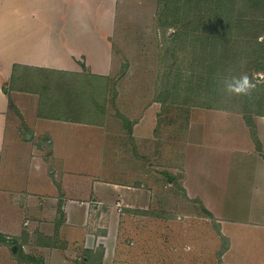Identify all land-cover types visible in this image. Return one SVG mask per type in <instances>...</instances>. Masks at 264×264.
Instances as JSON below:
<instances>
[{"label":"crops","instance_id":"0c3cea01","mask_svg":"<svg viewBox=\"0 0 264 264\" xmlns=\"http://www.w3.org/2000/svg\"><path fill=\"white\" fill-rule=\"evenodd\" d=\"M118 4L0 0V264H18L6 250L11 244L12 253L18 248L40 264H79L80 251L83 264H217V234L219 257L231 264L234 230L226 228L264 232V114L252 116L254 136L242 112L192 111L179 183L198 214L170 218L154 212V189L138 184L139 157L148 158L141 145L157 139L160 101L137 116L116 101L128 124L119 117L112 126L104 103L101 110L70 93L49 99L42 91L41 78L51 74L87 72L104 89L118 79L111 76ZM202 210L227 236H204Z\"/></svg>","mask_w":264,"mask_h":264},{"label":"rangeland","instance_id":"374dc122","mask_svg":"<svg viewBox=\"0 0 264 264\" xmlns=\"http://www.w3.org/2000/svg\"><path fill=\"white\" fill-rule=\"evenodd\" d=\"M260 6L251 0H119L112 54L115 70L111 74L118 79H111V86L106 83L104 89L87 72L71 77L51 74L41 78L42 91L49 99L70 93L69 99L72 96L75 102L99 104L101 110L104 103V114L112 126L122 116L116 101L121 110H135L136 116L147 103L160 101L157 139L152 146L142 144L140 149L148 158L139 157V187L154 189V203L159 205L154 212L159 216L198 214L197 202L185 199L179 183L184 130L192 111L218 100L216 106L250 118L264 114V5L258 9ZM239 17L255 24L239 29L235 22ZM245 80L247 84L237 91ZM97 116L91 115L94 120ZM172 174L178 177L175 182L170 181ZM141 197L145 202V195ZM104 218L117 224V217L111 219L108 212ZM209 220L202 210L204 236L207 230L212 240L217 230L227 236L222 224L215 228L216 223ZM226 229L234 230L231 264H261L264 232L237 226ZM221 241L217 234V264H226L225 257H219ZM13 245L6 250L18 264H40V259L29 262L21 258L18 248L12 253ZM101 254L103 249L97 247V257ZM79 255V264H83Z\"/></svg>","mask_w":264,"mask_h":264},{"label":"trees","instance_id":"16d2710c","mask_svg":"<svg viewBox=\"0 0 264 264\" xmlns=\"http://www.w3.org/2000/svg\"><path fill=\"white\" fill-rule=\"evenodd\" d=\"M251 2H252V4H253V2H254L255 5H257V4H261V6L264 5V0H251ZM261 6H260L258 9H260ZM231 18H234V17H231ZM235 22H237V23L239 24L238 27H239V29H241V28H244V27H248L249 24H253V23H254V20H249V21L247 22V21H245L244 19H242V17H239V18H237V19L235 20ZM254 24H255V23H254ZM257 57H259V56H257ZM257 59H258V58H257ZM218 101H219V100H218ZM218 101H217V102H218ZM211 102H212V101H211ZM217 102H215V103L212 102L214 105L207 104V103L205 102L206 104L204 105V107H205V108L226 109L225 107L216 106V103H217ZM242 113H243V112H242ZM243 114H244L245 119L247 120V123L251 126V131H252L253 135L255 136V131H254L253 124H252V121H251L252 118L248 117L247 114H245V113H243ZM255 138H256V137H255ZM255 140H256V143H257V149H258L259 151H261V147H260V143H259V141L257 140V138H256ZM0 242L4 243V242H6V239H5L3 236H0Z\"/></svg>","mask_w":264,"mask_h":264},{"label":"snow or ice","instance_id":"6c2138e0","mask_svg":"<svg viewBox=\"0 0 264 264\" xmlns=\"http://www.w3.org/2000/svg\"><path fill=\"white\" fill-rule=\"evenodd\" d=\"M247 84V80H245L244 82H243V84L241 85V87L240 88H238L237 89V91H240V90H242L243 89V87H244V85H246Z\"/></svg>","mask_w":264,"mask_h":264},{"label":"water","instance_id":"95a60500","mask_svg":"<svg viewBox=\"0 0 264 264\" xmlns=\"http://www.w3.org/2000/svg\"><path fill=\"white\" fill-rule=\"evenodd\" d=\"M16 249V246H14V250Z\"/></svg>","mask_w":264,"mask_h":264}]
</instances>
